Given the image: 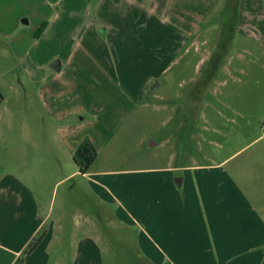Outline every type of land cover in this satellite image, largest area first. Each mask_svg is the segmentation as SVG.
Instances as JSON below:
<instances>
[{
    "label": "crops",
    "instance_id": "0c3cea01",
    "mask_svg": "<svg viewBox=\"0 0 264 264\" xmlns=\"http://www.w3.org/2000/svg\"><path fill=\"white\" fill-rule=\"evenodd\" d=\"M42 1L49 8L62 4L73 14L51 17L35 39L36 54L45 56L37 67L43 72L37 92L52 122L61 118L72 119L73 113L80 115V122L79 127L72 125L73 130L67 129L66 133L62 131L65 122L61 125L63 128L58 123H52L49 128L28 129L23 126L20 129L18 168L10 164L8 151L4 156L0 168V264H17L19 259V264H104L91 239H79L74 254H65L57 248L52 254L48 251L53 242L56 247L60 235L55 232L62 231V228L54 227L49 213L44 211L45 184H56L73 175L94 179L106 199H120L121 205L116 211L123 222L139 224L137 253L138 258L146 263L163 264L164 260V264H172L159 249L163 243L176 258L179 251L181 254L186 249L190 251L187 257L184 256L188 258L186 264H201L203 259L200 256L190 258L194 251L197 252L195 247L202 246L200 235L203 229L201 231L197 224L215 218L217 224L210 229L213 246H206L218 264H264V209L255 205L254 197L234 180L222 179L221 172L216 174L220 164L174 170L180 171V175L172 173L173 170L163 171L164 175L156 176L157 180L149 178L145 185L125 181L123 177L119 179L118 175L122 174L119 172L103 169L91 172L111 135L122 125L120 120L124 114L130 116L135 104L148 105L144 101L143 88L152 79L155 64L160 65L163 72L180 55L192 50L196 54L207 52L203 59L213 61L214 69L210 71L214 77L217 70L234 63V58L227 60V56H223L225 53L220 52L221 48L207 50L211 42L208 32L212 27L209 12L219 0H210L208 9L196 6L189 11L185 4L192 0ZM78 4L85 11L81 17L74 13ZM238 7L239 14L230 34L253 39L264 46V0H239ZM183 10L187 13L184 14ZM2 15L0 13V35L3 37L9 34L2 29L8 23ZM57 21L74 24V31L67 34L71 43L66 48L64 36L60 38L57 32H50L52 24ZM0 47L1 95L6 86L3 77L11 62L5 45L1 43ZM241 49L249 53L246 46ZM156 51H160L162 57H156ZM212 79L214 82L215 78ZM148 86L153 89L150 93L155 95L154 85ZM107 95L131 103V107H121V112H113L106 118L98 103L111 99ZM61 98L69 103V108L62 112ZM88 109L91 117H87ZM84 140L91 142L97 157L88 172L81 174L73 154ZM63 164L64 168L61 167ZM59 168H62L63 176L60 179L50 177ZM214 193L229 196L231 202L219 206L222 199L213 197ZM201 206L205 208L206 216L212 217L204 219ZM204 233L202 235L206 237ZM42 234L35 249L23 255L29 242Z\"/></svg>",
    "mask_w": 264,
    "mask_h": 264
},
{
    "label": "rangeland",
    "instance_id": "374dc122",
    "mask_svg": "<svg viewBox=\"0 0 264 264\" xmlns=\"http://www.w3.org/2000/svg\"><path fill=\"white\" fill-rule=\"evenodd\" d=\"M209 1H186V9L189 11L196 6L208 9L211 6ZM238 1L219 0L209 12L212 27L208 32L211 42L207 50L221 48L219 51L225 53L223 56H227V60L234 58V63L217 70L214 77H211L210 71L214 69L213 61L203 59L207 52L196 54L192 50L180 55L163 72L161 66L155 64L152 79L143 88L144 101L148 105L142 107L135 104L130 116L124 114L120 120L122 125L111 135L91 172L100 169L119 172L122 173L118 175L119 179L123 177L125 181L145 185L149 178L157 180L164 175L163 171L173 170L172 173L180 175V171L174 170L220 164L216 174L221 172L222 179L234 180L254 197L255 205L264 209V46L253 39L230 34L239 14ZM43 2L0 0V13L8 19L2 29L9 34L0 35V46L1 43L5 45L11 62L3 77L6 86L2 88L0 98V168L7 151L11 154L10 164L18 168V149L22 138L20 129L23 126L28 129L49 128L52 123L61 126L65 122L62 125L64 128L61 126L65 133L67 129L79 127L80 115L76 113H73L72 119L61 118L52 122L37 92L43 75L37 67L45 56L36 54L35 34L43 22L47 24L52 20L51 17L73 14L62 4L49 8ZM74 9L76 17L85 13L84 7L79 4ZM73 25L60 21L52 24L50 32H57L60 38L64 36V48L71 43L68 33L74 31ZM243 46H246L248 54L242 51ZM155 55L160 57L162 54L156 51ZM212 78H215V84ZM149 84L154 85L155 95L150 93L153 89H149ZM107 97L111 99L98 103L99 108L103 107L106 118L113 112H121V107H131V103L116 99V96ZM59 106L62 112L69 103L61 98ZM89 113L90 109L86 112L87 117H91ZM61 167L64 168V164ZM52 176L60 179L62 168L53 172ZM45 188L44 211L49 213L54 227L62 228V231L55 232L60 239L55 243L56 247L54 242L49 246V253L57 248L65 254H74L79 239H91L99 249L104 264H149L138 258L139 224L123 222L116 211L121 205L120 199H106L94 179L73 175L56 184H45ZM218 196L222 199L219 206L231 202L229 196L213 194V197ZM201 209L205 213L204 219L212 217L206 216L202 206ZM262 212L264 214V210ZM208 221L206 219L197 224L205 233L202 231L200 235L202 246L195 247L198 253L194 251L190 255V258L200 256L203 259L201 264L217 263L206 246H213L210 229L217 223H214L215 218L209 221L211 224ZM159 249L172 264H186V257L191 253L187 249L184 254L179 251L176 258L163 243H160ZM162 262L165 263L164 260Z\"/></svg>",
    "mask_w": 264,
    "mask_h": 264
},
{
    "label": "trees",
    "instance_id": "16d2710c",
    "mask_svg": "<svg viewBox=\"0 0 264 264\" xmlns=\"http://www.w3.org/2000/svg\"><path fill=\"white\" fill-rule=\"evenodd\" d=\"M46 22H43L39 29L37 30L35 37H38L46 27ZM1 98V95H0ZM97 157V151L91 144L89 140H84L79 147L76 149L75 153L73 154L74 163L81 174H85L90 169L91 165L95 161ZM42 235L37 236L36 238L32 239L25 250L23 251V255L30 253L35 249L38 245L40 240L42 239ZM21 262V259L17 260V264Z\"/></svg>",
    "mask_w": 264,
    "mask_h": 264
},
{
    "label": "built area",
    "instance_id": "2783aa9c",
    "mask_svg": "<svg viewBox=\"0 0 264 264\" xmlns=\"http://www.w3.org/2000/svg\"><path fill=\"white\" fill-rule=\"evenodd\" d=\"M262 127H263V129H264V118H263V121H262Z\"/></svg>",
    "mask_w": 264,
    "mask_h": 264
},
{
    "label": "water",
    "instance_id": "95a60500",
    "mask_svg": "<svg viewBox=\"0 0 264 264\" xmlns=\"http://www.w3.org/2000/svg\"><path fill=\"white\" fill-rule=\"evenodd\" d=\"M26 21V20H25ZM52 68H55L54 66H51ZM55 69H58V68H55Z\"/></svg>",
    "mask_w": 264,
    "mask_h": 264
}]
</instances>
